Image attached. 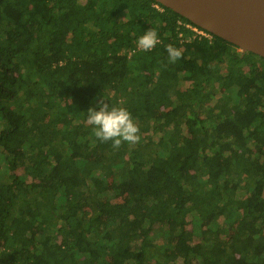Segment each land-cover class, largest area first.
I'll use <instances>...</instances> for the list:
<instances>
[{
    "label": "trees",
    "instance_id": "16d2710c",
    "mask_svg": "<svg viewBox=\"0 0 264 264\" xmlns=\"http://www.w3.org/2000/svg\"><path fill=\"white\" fill-rule=\"evenodd\" d=\"M179 19L156 0H0V264H264V57L182 41ZM100 103L139 141H99Z\"/></svg>",
    "mask_w": 264,
    "mask_h": 264
},
{
    "label": "water",
    "instance_id": "95a60500",
    "mask_svg": "<svg viewBox=\"0 0 264 264\" xmlns=\"http://www.w3.org/2000/svg\"><path fill=\"white\" fill-rule=\"evenodd\" d=\"M195 25L264 57V0H156Z\"/></svg>",
    "mask_w": 264,
    "mask_h": 264
},
{
    "label": "clouds",
    "instance_id": "9594fccd",
    "mask_svg": "<svg viewBox=\"0 0 264 264\" xmlns=\"http://www.w3.org/2000/svg\"><path fill=\"white\" fill-rule=\"evenodd\" d=\"M158 33L153 28L144 31L137 37V46L142 51L151 50L158 43ZM170 61L178 60L182 52L172 44L166 45ZM87 120L93 126L96 138L101 141H111L114 148H119L122 142L135 144L139 141V128L130 112L125 107L100 103L98 107H89Z\"/></svg>",
    "mask_w": 264,
    "mask_h": 264
},
{
    "label": "built area",
    "instance_id": "2783aa9c",
    "mask_svg": "<svg viewBox=\"0 0 264 264\" xmlns=\"http://www.w3.org/2000/svg\"><path fill=\"white\" fill-rule=\"evenodd\" d=\"M156 8H158L160 11H163L164 8L159 5V4H155ZM178 25L181 28L180 33H179V37L181 38L182 41H188L191 42L193 39H209L211 40L213 38V34L197 25H195L194 23L191 22H185L183 20H178ZM186 32L189 33L190 35L187 37L186 36ZM158 44L162 43V38L158 37ZM155 45V46H156Z\"/></svg>",
    "mask_w": 264,
    "mask_h": 264
},
{
    "label": "rangeland",
    "instance_id": "374dc122",
    "mask_svg": "<svg viewBox=\"0 0 264 264\" xmlns=\"http://www.w3.org/2000/svg\"><path fill=\"white\" fill-rule=\"evenodd\" d=\"M239 51H242V50L240 49ZM231 80H233V79H231ZM128 194H129L128 187H123L121 192H120V195H118L119 197H118L117 201H124L127 198Z\"/></svg>",
    "mask_w": 264,
    "mask_h": 264
},
{
    "label": "flooded vegetation",
    "instance_id": "af4514ba",
    "mask_svg": "<svg viewBox=\"0 0 264 264\" xmlns=\"http://www.w3.org/2000/svg\"><path fill=\"white\" fill-rule=\"evenodd\" d=\"M238 50H240V48L238 47ZM242 52V51H241Z\"/></svg>",
    "mask_w": 264,
    "mask_h": 264
}]
</instances>
